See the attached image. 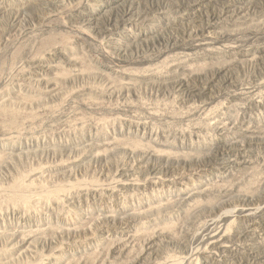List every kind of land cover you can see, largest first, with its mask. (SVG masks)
<instances>
[{
  "label": "rangeland",
  "instance_id": "obj_1",
  "mask_svg": "<svg viewBox=\"0 0 264 264\" xmlns=\"http://www.w3.org/2000/svg\"><path fill=\"white\" fill-rule=\"evenodd\" d=\"M0 264H264V0H0Z\"/></svg>",
  "mask_w": 264,
  "mask_h": 264
},
{
  "label": "bare ground",
  "instance_id": "obj_2",
  "mask_svg": "<svg viewBox=\"0 0 264 264\" xmlns=\"http://www.w3.org/2000/svg\"><path fill=\"white\" fill-rule=\"evenodd\" d=\"M48 193H49V192H48ZM51 194H52V192H51ZM53 194H54V193H53ZM21 198H22V197H21ZM26 198H27V196H26ZM22 201H24L23 198H22Z\"/></svg>",
  "mask_w": 264,
  "mask_h": 264
}]
</instances>
